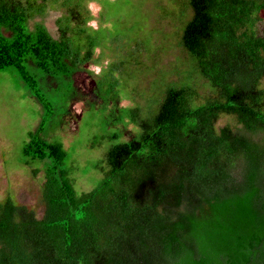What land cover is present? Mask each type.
<instances>
[{"label":"trees","instance_id":"1","mask_svg":"<svg viewBox=\"0 0 264 264\" xmlns=\"http://www.w3.org/2000/svg\"><path fill=\"white\" fill-rule=\"evenodd\" d=\"M67 1L0 0V69L34 89L27 60L54 77L91 62L81 4L56 19V35L29 24ZM188 3L180 44L213 94L196 103L192 86L172 84L149 116L126 107L137 131L107 135L117 141L92 163L101 176L84 192L63 143L29 132L21 163L49 160L43 213L0 202V264H264V0ZM74 33L85 38L76 44ZM224 114L240 127L217 128Z\"/></svg>","mask_w":264,"mask_h":264},{"label":"rangeland","instance_id":"2","mask_svg":"<svg viewBox=\"0 0 264 264\" xmlns=\"http://www.w3.org/2000/svg\"><path fill=\"white\" fill-rule=\"evenodd\" d=\"M67 3H49L44 14L29 24L43 22L56 35V19L75 3L82 5L87 20L92 18L87 0ZM97 3L101 7L98 30L88 27L84 33L94 44L93 58L78 73L44 76L27 60L26 71L36 80L32 89L12 67L0 69V202L11 197L33 209L37 217L43 213L41 189L49 160L21 163V149L29 140V132L39 130L45 140L63 143L67 163L74 169L76 189L84 192L94 188L101 176L92 163L117 141L107 135L118 132L120 139L125 140L137 131L125 116L126 107L137 106L141 116L147 117L157 109L165 88L172 84L192 86L197 92L196 103L213 94L180 44L182 31L192 15L188 0ZM263 25L264 22L259 23L258 29ZM74 26L77 29L82 25L75 21ZM71 37L76 44L85 38L77 33ZM96 49L100 50L99 55L95 54ZM105 61L108 63L99 76L88 71L91 64ZM261 86L264 87V77ZM225 124L240 127L232 116L224 114L216 127Z\"/></svg>","mask_w":264,"mask_h":264},{"label":"clouds","instance_id":"3","mask_svg":"<svg viewBox=\"0 0 264 264\" xmlns=\"http://www.w3.org/2000/svg\"><path fill=\"white\" fill-rule=\"evenodd\" d=\"M87 9L90 13L91 19L87 20V27H89L92 30H98L99 27V20L98 15L101 12V7L97 3V0H87ZM100 50L96 49L95 54L99 55ZM108 61H105L103 64H91L88 68L89 72H92L93 74L99 76L102 71L104 70V67L107 65Z\"/></svg>","mask_w":264,"mask_h":264}]
</instances>
